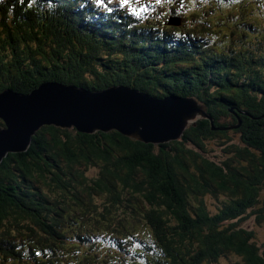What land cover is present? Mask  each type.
Here are the masks:
<instances>
[{"label": "trees", "instance_id": "trees-1", "mask_svg": "<svg viewBox=\"0 0 264 264\" xmlns=\"http://www.w3.org/2000/svg\"><path fill=\"white\" fill-rule=\"evenodd\" d=\"M177 1L175 27L146 6L0 0V93L127 86L193 97L216 129L152 145L43 126L0 167V264H264V19L257 0Z\"/></svg>", "mask_w": 264, "mask_h": 264}, {"label": "water", "instance_id": "water-1", "mask_svg": "<svg viewBox=\"0 0 264 264\" xmlns=\"http://www.w3.org/2000/svg\"><path fill=\"white\" fill-rule=\"evenodd\" d=\"M0 119L5 122L0 125V164L9 154L26 153L47 125L88 135L116 131L152 145L178 141L199 120L210 121L216 130L206 106L194 98L160 100L127 86L89 91L44 83L29 95L6 90L0 93Z\"/></svg>", "mask_w": 264, "mask_h": 264}, {"label": "rangeland", "instance_id": "rangeland-1", "mask_svg": "<svg viewBox=\"0 0 264 264\" xmlns=\"http://www.w3.org/2000/svg\"><path fill=\"white\" fill-rule=\"evenodd\" d=\"M45 83H54V82H45ZM44 84V83H43ZM57 84H61V85H65V84H63V83H57ZM32 93V92H31ZM30 93V94H31ZM153 97H155V96H153ZM155 98H157V99H160L161 100V98H158V97H155ZM193 98V97H192ZM196 100V99H195ZM5 124V122L2 120V119H0V125L1 126H5L4 125ZM47 126H53V127H57V126H55V125H47ZM191 126H193V125H191ZM190 126V127H191ZM190 127H188V129L190 128ZM61 128V127H60ZM68 130H72V129H68ZM78 132V131H77ZM80 133V132H79ZM230 137L233 139V143H235V144H237V145H242V141H241V135L239 134V133H235L234 131L233 132H231L230 133ZM180 140V139H179ZM142 143V142H141ZM33 144V143H32ZM32 146V145H31ZM31 146H30V148H31ZM29 150V149H28ZM20 154V153H19ZM214 156H216L219 160H226L227 159V155H226V153L224 152V150H223V148L222 149H216L215 150V152H214V154H213ZM6 159V158H5ZM4 161V160H3ZM2 164V163H1ZM1 164H0V167H1ZM5 168L7 169V170H12L13 168L12 167H7V166H5ZM98 174V170H90L89 172H88V175L89 176H91V177H93V176H96ZM210 207L212 208V210H215L214 208H215V206H216V203L215 202H213V201H211L210 202ZM32 219V218H31ZM32 221H33V223L34 224H36V222L32 219ZM252 224V226H253V229L255 230V232H256V236H257V241H258V243L259 244H262V242H264V228H259L257 225H255L253 222L251 223ZM238 262V259L236 260V259H234L233 260V263H237Z\"/></svg>", "mask_w": 264, "mask_h": 264}, {"label": "snow or ice", "instance_id": "snow-or-ice-1", "mask_svg": "<svg viewBox=\"0 0 264 264\" xmlns=\"http://www.w3.org/2000/svg\"><path fill=\"white\" fill-rule=\"evenodd\" d=\"M157 3H159V0H156ZM95 3L97 4V6L100 7H107L105 0H95ZM112 3H118L120 7L124 8H128L133 15L139 16L141 13H144L147 11L146 8L144 7H136L134 6L132 0H107V4H112ZM135 3L138 5L140 4V0H135ZM107 10L109 12L112 11L111 8H107Z\"/></svg>", "mask_w": 264, "mask_h": 264}, {"label": "bare ground", "instance_id": "bare-ground-1", "mask_svg": "<svg viewBox=\"0 0 264 264\" xmlns=\"http://www.w3.org/2000/svg\"><path fill=\"white\" fill-rule=\"evenodd\" d=\"M25 134H26V132H25Z\"/></svg>", "mask_w": 264, "mask_h": 264}]
</instances>
